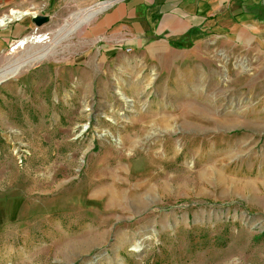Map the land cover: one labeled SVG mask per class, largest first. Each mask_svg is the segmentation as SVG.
Here are the masks:
<instances>
[{
	"label": "rangeland",
	"instance_id": "1",
	"mask_svg": "<svg viewBox=\"0 0 264 264\" xmlns=\"http://www.w3.org/2000/svg\"><path fill=\"white\" fill-rule=\"evenodd\" d=\"M72 20L0 56V264H264V50Z\"/></svg>",
	"mask_w": 264,
	"mask_h": 264
},
{
	"label": "crops",
	"instance_id": "2",
	"mask_svg": "<svg viewBox=\"0 0 264 264\" xmlns=\"http://www.w3.org/2000/svg\"><path fill=\"white\" fill-rule=\"evenodd\" d=\"M37 15L50 19L38 27ZM71 17L69 31L89 19L88 35L104 53L190 47L212 36L248 40L264 50V0H0V56L45 25ZM14 209L11 199L1 202L4 216Z\"/></svg>",
	"mask_w": 264,
	"mask_h": 264
},
{
	"label": "bare ground",
	"instance_id": "3",
	"mask_svg": "<svg viewBox=\"0 0 264 264\" xmlns=\"http://www.w3.org/2000/svg\"><path fill=\"white\" fill-rule=\"evenodd\" d=\"M91 13V12H90ZM85 18V17H84ZM81 19H83V18H81ZM89 19H84V22L85 21H88ZM76 22V21H75ZM74 22V23H75ZM86 23V22H85ZM72 24V23H71ZM69 26H71V25H69ZM79 28V27H78ZM48 38H49V36H48V34L47 33H43V34H36V35H31L30 37H27V38H24V39H22L21 41H19L18 42V44L14 47V51H16L17 49H23L24 51L27 49V44L28 43H31V41H33L34 43L35 42H38V44L39 43H44V42H46L47 40H48ZM29 45V44H28ZM43 56V54L41 55V54H39V55H37L36 57H33V58H31V56H29L28 58H24V60L20 63V64H18V66H20V65H22V66H24L23 64H27V63H29V61H32L31 59H37V58H40V57H42ZM20 59V58H19ZM4 75L5 74H2V75H0V79L2 78V77H4ZM152 79H154V77L152 78ZM119 92H120V94L122 95V97H124L125 99L127 98L126 96H125V94H124V92L123 91H121V90H119ZM126 101H127V99H126ZM136 247H139V244H136Z\"/></svg>",
	"mask_w": 264,
	"mask_h": 264
},
{
	"label": "water",
	"instance_id": "4",
	"mask_svg": "<svg viewBox=\"0 0 264 264\" xmlns=\"http://www.w3.org/2000/svg\"><path fill=\"white\" fill-rule=\"evenodd\" d=\"M49 19L50 18L48 16L37 15L34 17V22H35L36 26L41 27L42 25L47 23L49 21Z\"/></svg>",
	"mask_w": 264,
	"mask_h": 264
}]
</instances>
